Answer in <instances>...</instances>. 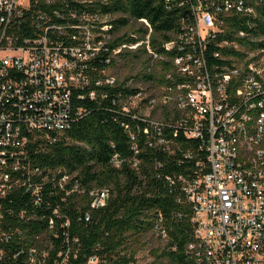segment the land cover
Returning <instances> with one entry per match:
<instances>
[{"label":"built area","instance_id":"2783aa9c","mask_svg":"<svg viewBox=\"0 0 264 264\" xmlns=\"http://www.w3.org/2000/svg\"><path fill=\"white\" fill-rule=\"evenodd\" d=\"M113 1L0 0V264L18 253L8 240L31 242L33 220L54 223L59 204L47 213V194L79 191L74 174L41 166L36 155L83 116L82 100L113 88L115 110L145 121L153 143L183 164L166 178L191 210L193 263L264 264V35L254 33L264 0H165L186 6L187 17L156 44L149 20ZM237 16L245 24L234 27L237 38L220 37L225 18ZM115 34L125 36L115 44ZM121 50H139L143 73L116 75L111 58ZM88 193L90 207L108 196L107 188ZM153 233L165 241L160 214ZM25 251L27 264L47 253Z\"/></svg>","mask_w":264,"mask_h":264},{"label":"trees","instance_id":"16d2710c","mask_svg":"<svg viewBox=\"0 0 264 264\" xmlns=\"http://www.w3.org/2000/svg\"><path fill=\"white\" fill-rule=\"evenodd\" d=\"M170 4L165 0L113 1L115 9L149 20L154 44L169 39L180 20L187 17L186 6H177L173 1ZM257 9L254 33L264 35V7ZM241 20L238 16L225 18L226 32L220 37L236 39L234 27L245 28ZM114 21L124 23L126 19L116 17ZM130 27L135 31L132 24ZM124 36L115 34L114 43ZM139 54V50H121L111 58V64L116 67L119 60L136 59ZM141 65L146 68V60H142ZM140 73H143L141 69L125 78L137 77ZM144 74V77L151 76L148 71ZM121 85L119 81L116 87L122 88ZM97 88L98 91L108 89L105 85ZM129 91L132 92V88ZM108 93V97L82 100L86 108L83 116L72 123L61 139L36 155L37 164L60 166L74 174L79 181V191L65 194L63 200L58 198L57 192L47 194L45 198L51 203L47 213L51 214V207L59 204L54 223L48 225L47 221L33 220L31 242L16 236L8 240L5 246H15L18 253L7 257L3 264H27L25 249L28 245L47 251L45 256L35 253L32 264H87L91 257L97 258L98 264H136L140 237L145 232L153 233L159 214L167 232L165 243L151 251L153 258L146 264H194L185 250L191 237V210L186 202L177 201V196L182 194L166 178L182 170L183 164L178 165L177 155L153 143L155 137L152 136L156 133L145 121L115 110L118 105L112 103V98H116V88L109 89ZM145 127L148 133L143 131ZM170 130H165L168 136H171ZM115 153L118 163L112 158ZM66 186L70 188V183ZM92 188H107L108 196L103 205L89 206L88 191Z\"/></svg>","mask_w":264,"mask_h":264},{"label":"rangeland","instance_id":"374dc122","mask_svg":"<svg viewBox=\"0 0 264 264\" xmlns=\"http://www.w3.org/2000/svg\"><path fill=\"white\" fill-rule=\"evenodd\" d=\"M142 60L143 55L141 53L139 55V59H133L131 57L121 59L118 62L119 64L114 67L113 71H115L116 75H119L120 77L133 75L141 69L140 62ZM139 243L140 245L138 246L135 253L136 264H146L149 263L153 258L151 251L157 248H161L165 242L163 241V239L159 238L154 233H150L149 231L141 235ZM87 264H98V259L91 260Z\"/></svg>","mask_w":264,"mask_h":264}]
</instances>
